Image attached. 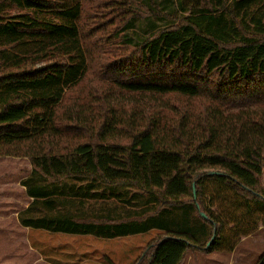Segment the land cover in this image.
<instances>
[{
  "label": "trees",
  "instance_id": "16d2710c",
  "mask_svg": "<svg viewBox=\"0 0 264 264\" xmlns=\"http://www.w3.org/2000/svg\"><path fill=\"white\" fill-rule=\"evenodd\" d=\"M182 10L134 43L141 0H0V157L31 164L21 225L160 230L135 264L232 252L264 226V0Z\"/></svg>",
  "mask_w": 264,
  "mask_h": 264
},
{
  "label": "rangeland",
  "instance_id": "374dc122",
  "mask_svg": "<svg viewBox=\"0 0 264 264\" xmlns=\"http://www.w3.org/2000/svg\"><path fill=\"white\" fill-rule=\"evenodd\" d=\"M141 1L153 14L130 20L123 38L134 43L175 23L186 14L182 7L188 4V0ZM30 170L27 157H0V197L11 193L17 199H24L18 181ZM4 200L0 201V264H110V260L114 264H135L155 236L150 232L111 240L91 235L26 231L15 215L25 204L18 201L13 205ZM263 253L264 229H261L252 238L240 242L233 254L220 250L204 254L191 252L184 264H257Z\"/></svg>",
  "mask_w": 264,
  "mask_h": 264
},
{
  "label": "crops",
  "instance_id": "0c3cea01",
  "mask_svg": "<svg viewBox=\"0 0 264 264\" xmlns=\"http://www.w3.org/2000/svg\"><path fill=\"white\" fill-rule=\"evenodd\" d=\"M30 173H31V170L29 171V173H28L27 175L21 177L20 180L18 181V183H19V185H20V188L22 189V192H21V193H23V195H25L24 199H22V200L17 199V198H16L14 195H12L11 193L3 194V195L0 197V199H1V200L5 199L4 201H6V202H8V203H12L13 205H17L18 201H21V202H23V203L25 204L24 207L20 208L19 210H16V212H15L17 222H18V224H19L23 229H26V231H46V230H44V229H34V228H30V227H25V226L21 225V223H20V221H19V219H18V215H19V213H20L21 211L25 210V209L30 205V203H31L32 200H33L32 197L28 196L25 187L22 185V181H23L25 178H27V177L30 175ZM6 185H7V184H6ZM1 200H0V201H1ZM15 202H17V203H15ZM92 202H93V201H92ZM110 204H113V203H110ZM68 206H70V209H71L72 212L78 211V210L82 207L81 204L79 203V199H76V198H73V201H70V202L68 203ZM83 206H84V209H88V210H89V209L93 206V204L90 205L89 202H88V203L84 204ZM8 215H10V214H8ZM261 229H264V226L260 227V228L257 230V232H255L254 234H251V235H249L248 237L242 239L240 242H242L243 240H245V239H247V238H252L253 235H256L257 233H259V231H261ZM46 232L53 233V232H50V231H46ZM150 232L155 233V236H156V235L160 232V230H158V229H153V230L148 231V232H146V233H150ZM146 233H140V234H146ZM61 234H67V233H61ZM67 235H74V234H67ZM136 235H139V234H136ZM91 236H94V235H91ZM155 236H153L152 239H153ZM94 237H96V236H94ZM126 237H128V236H126ZM96 238H99V239H110V238H101V237H96ZM117 238L119 239V238H124V237H117ZM117 238H113V239H117ZM111 240H112V239H111ZM235 248H236V247H235ZM234 250H235V249H234ZM234 250L231 252L232 254L234 253ZM40 254L43 256L42 253H40ZM47 261L49 262V260H47Z\"/></svg>",
  "mask_w": 264,
  "mask_h": 264
},
{
  "label": "water",
  "instance_id": "95a60500",
  "mask_svg": "<svg viewBox=\"0 0 264 264\" xmlns=\"http://www.w3.org/2000/svg\"><path fill=\"white\" fill-rule=\"evenodd\" d=\"M202 216L206 217V215L204 213H202ZM214 237H215V234L213 235L211 241L214 239ZM211 241L208 243V245H210Z\"/></svg>",
  "mask_w": 264,
  "mask_h": 264
}]
</instances>
